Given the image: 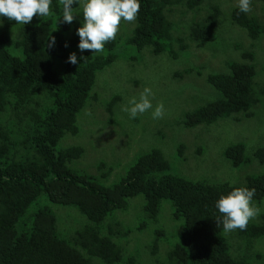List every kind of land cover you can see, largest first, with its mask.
I'll return each instance as SVG.
<instances>
[{
    "label": "trees",
    "instance_id": "16d2710c",
    "mask_svg": "<svg viewBox=\"0 0 264 264\" xmlns=\"http://www.w3.org/2000/svg\"><path fill=\"white\" fill-rule=\"evenodd\" d=\"M259 2L264 9V0ZM52 8L55 15L41 20L34 16L25 26L0 17V264H142L139 255L127 247L134 230L147 229L155 236L148 246L156 258L154 264H254L248 254L264 242V171L248 174L239 184L191 179L172 173L164 150L151 147L139 153L118 183L108 186L104 181L111 169L102 163L104 172L95 176L74 168L85 156V147L64 141L80 135L82 116L95 98L98 75L119 58L117 51L149 49L155 56L178 58V39L180 51L186 53L188 46L177 38L171 18L183 8V15L190 12L193 16L188 24L191 40L211 48L219 33L220 5L207 0H141L131 34H117L99 55L90 50L80 53L77 48L82 11L68 24L59 21V0H53ZM231 21L253 41L264 34L258 18L239 8L232 10ZM14 29L16 34L11 33ZM49 35L56 40L51 48ZM72 52L78 58L75 65L67 62ZM242 55L240 61L227 62L228 72L207 76L217 98L189 110L188 126L255 117L256 108L264 103V87L256 83L254 52ZM119 100L115 96L108 104L111 113ZM247 148V143L232 144L224 151V159L234 169L254 160L264 166V146L257 147L253 156ZM240 186L255 189L253 201L261 211L245 230L226 233L217 223L220 214L214 202L221 193ZM42 197L47 205L30 211ZM135 198H142L136 201L146 216L143 223L130 227L117 218L119 214L110 220L115 212L127 211ZM165 201L171 204L167 206L175 223V241L168 238L171 247L166 257L159 251L161 239H167V227L160 219ZM52 205L77 208L88 224L61 230Z\"/></svg>",
    "mask_w": 264,
    "mask_h": 264
},
{
    "label": "rangeland",
    "instance_id": "374dc122",
    "mask_svg": "<svg viewBox=\"0 0 264 264\" xmlns=\"http://www.w3.org/2000/svg\"><path fill=\"white\" fill-rule=\"evenodd\" d=\"M207 1L220 5L222 10L219 33L211 48L200 47L191 40L188 24L193 16L190 12L183 15V8L172 13L171 18L176 23L177 38H182L188 46L187 54L180 51L178 39L175 44V52L180 55L178 58L168 54L155 56L149 49L140 53L135 49L119 50V58L111 67L99 73L94 89L95 98L90 101L80 122V135L64 140H67V145L78 143L85 147V156L74 168L76 166L82 172L100 176L104 172L100 168L103 163V167L106 165L111 169L104 183L111 186L127 174L138 160L140 152L160 147L171 161L172 173L191 179L239 184L244 182L248 174L264 171V166L255 160L249 166L234 169L224 159L226 148L235 143H247L250 156H253L257 147L264 146V103L256 108L253 118H230L212 126L191 127L186 124L189 110L218 95L208 83L207 76L213 72H228L227 62L242 60L243 51L254 52L257 61L256 83L264 87V34L260 40L253 41L244 28L231 21L232 10L239 8L238 0ZM248 14L258 18L264 25V9L259 0H252ZM134 26L135 21L122 20L117 34H131ZM11 33L16 34V30ZM146 86L151 87L154 93L153 105L162 102L165 106L162 119L154 120L150 113L130 119L122 111L127 99L138 96ZM115 96H119L120 100L111 113L108 104ZM180 145L182 157L178 154ZM138 199L142 200H130L129 209L115 212L110 220L119 214L117 218L130 224V227L143 223L146 216L140 210L141 203L136 201ZM45 205L47 199L42 197L30 211ZM167 205L171 204L163 202L160 218L167 227V239H161L159 248L160 255L165 257L171 247L169 239L175 241L172 238L175 223L171 219L170 206ZM52 208L59 217L61 230L67 227H70L69 230L80 229L88 224V219L75 207L52 205ZM130 235L127 248L131 254H138L142 264H154L156 258L152 257L148 248L155 239L153 231L134 230ZM248 255L254 264H264V242Z\"/></svg>",
    "mask_w": 264,
    "mask_h": 264
},
{
    "label": "clouds",
    "instance_id": "9594fccd",
    "mask_svg": "<svg viewBox=\"0 0 264 264\" xmlns=\"http://www.w3.org/2000/svg\"><path fill=\"white\" fill-rule=\"evenodd\" d=\"M52 3L53 0H0V17L25 26L34 16L41 20L55 15ZM251 4L252 0H238L239 11L248 14ZM59 5V21L63 23L71 24L82 11L81 26L76 29L79 38L77 48L80 53L90 50L92 54L99 55L105 52V45L116 38L122 20L133 22L137 19L141 0H59ZM55 44V37L49 35L48 47H54ZM65 47H68L67 43ZM67 62L77 64L75 52L69 54ZM153 98L152 88L146 86L138 96L127 99L122 111L130 119L145 113H150L154 120L162 119L165 106L162 102L154 106ZM254 196L255 189L246 186L232 187L230 191L220 194L214 202V208L220 214L216 220L222 224L224 232L245 230L249 221L260 213L261 209L253 201Z\"/></svg>",
    "mask_w": 264,
    "mask_h": 264
}]
</instances>
